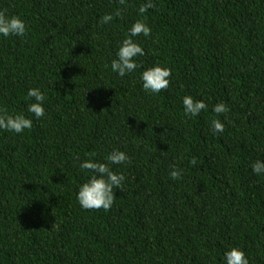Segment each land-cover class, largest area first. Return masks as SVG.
Listing matches in <instances>:
<instances>
[{"label":"trees","instance_id":"obj_1","mask_svg":"<svg viewBox=\"0 0 264 264\" xmlns=\"http://www.w3.org/2000/svg\"><path fill=\"white\" fill-rule=\"evenodd\" d=\"M145 2L0 0L26 26L0 37V114L32 119L0 129V264H221L230 247L264 264V175L251 170L264 161V0H151L138 14ZM138 19L151 33L120 77L110 63ZM156 64L171 75L153 95L139 76ZM29 88L46 96L39 119ZM185 95L206 108L185 116ZM113 149L129 160L109 165L125 178L112 207L81 208L80 163Z\"/></svg>","mask_w":264,"mask_h":264},{"label":"clouds","instance_id":"obj_2","mask_svg":"<svg viewBox=\"0 0 264 264\" xmlns=\"http://www.w3.org/2000/svg\"><path fill=\"white\" fill-rule=\"evenodd\" d=\"M125 0H119L124 4ZM153 7L151 0L139 7L138 14H143L148 8ZM117 9L115 15H119ZM113 19V14H105L100 18V22L107 24ZM26 26L22 18L16 15H9L5 11H0V37L9 36L22 37L25 35ZM151 28L147 23L138 19L134 21L127 30V35L120 42L115 52V58L111 60L110 69L120 77L133 73L138 67L137 57L144 55V50L140 43L135 39L138 36L149 37ZM171 69L163 65H153L143 69L140 72L139 79L142 89L149 94H159L161 90L169 85ZM26 98L33 102L27 104V112L32 114V118L39 119L45 115L46 96L40 88H29ZM184 115L192 118L200 114L206 108L203 100H195L191 95H185L182 98ZM228 109L224 103H217L212 106V112L216 114L227 113ZM32 119L23 113L0 114V129L16 134H22L25 129H31ZM213 133H222L223 123L219 119L211 121ZM129 160L126 152L119 149H113L107 154L105 162H97L94 159H86L79 165L81 170H87L91 173L88 179L79 185L76 192V200L83 209H103L108 211L114 202L113 189H120L123 180V174L113 171L109 165L124 164ZM194 163V161H193ZM251 170L257 176L264 175V161L256 160L251 164ZM183 170L175 164L171 166L168 173L171 180H179L182 177ZM221 264H248V257L242 248L230 247L226 249L222 256Z\"/></svg>","mask_w":264,"mask_h":264}]
</instances>
